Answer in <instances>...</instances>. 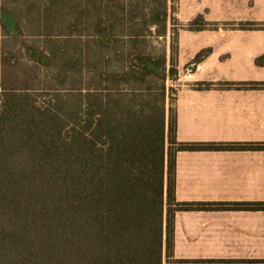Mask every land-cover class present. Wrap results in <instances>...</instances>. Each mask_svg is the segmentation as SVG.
Masks as SVG:
<instances>
[{"label":"trees","instance_id":"16d2710c","mask_svg":"<svg viewBox=\"0 0 264 264\" xmlns=\"http://www.w3.org/2000/svg\"><path fill=\"white\" fill-rule=\"evenodd\" d=\"M171 2L0 0V264H264L174 259L177 154L264 143L178 142Z\"/></svg>","mask_w":264,"mask_h":264},{"label":"crops","instance_id":"0c3cea01","mask_svg":"<svg viewBox=\"0 0 264 264\" xmlns=\"http://www.w3.org/2000/svg\"><path fill=\"white\" fill-rule=\"evenodd\" d=\"M199 15L210 26L178 36V142L264 143V29L240 26L264 24V0H181V22ZM176 199L207 209L176 213L175 260L264 261V151L179 152Z\"/></svg>","mask_w":264,"mask_h":264},{"label":"rangeland","instance_id":"374dc122","mask_svg":"<svg viewBox=\"0 0 264 264\" xmlns=\"http://www.w3.org/2000/svg\"><path fill=\"white\" fill-rule=\"evenodd\" d=\"M180 4L181 0H176V2H171L170 6L173 8L174 14L170 13V19L168 22V28L169 32L167 37L161 38V39H153L152 44L150 46L151 49L157 50L158 53H164L166 52L168 59L171 60V58L174 57L175 64L178 68V63H177V56H178V36L180 32L187 30L188 24L185 22H181L179 20V15H180ZM174 30V31H173ZM174 32V36H173ZM174 39V41H173ZM174 43V46H176V51L173 55L172 53V44ZM187 68L184 67L183 70Z\"/></svg>","mask_w":264,"mask_h":264}]
</instances>
